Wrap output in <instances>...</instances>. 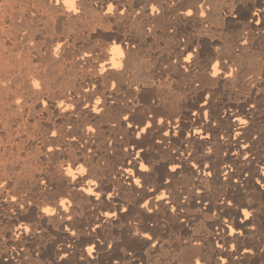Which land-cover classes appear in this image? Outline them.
I'll return each mask as SVG.
<instances>
[{
    "label": "bare ground",
    "instance_id": "6f19581e",
    "mask_svg": "<svg viewBox=\"0 0 264 264\" xmlns=\"http://www.w3.org/2000/svg\"><path fill=\"white\" fill-rule=\"evenodd\" d=\"M0 264H264V0H0Z\"/></svg>",
    "mask_w": 264,
    "mask_h": 264
}]
</instances>
